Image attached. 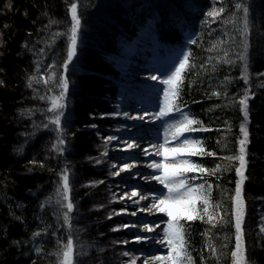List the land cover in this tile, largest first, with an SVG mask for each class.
<instances>
[{
    "label": "trees",
    "instance_id": "obj_1",
    "mask_svg": "<svg viewBox=\"0 0 264 264\" xmlns=\"http://www.w3.org/2000/svg\"><path fill=\"white\" fill-rule=\"evenodd\" d=\"M237 2L240 0H215L217 8L225 7L221 19L233 18ZM70 3L71 0H0V80L4 81V86H0V264H58L53 255L57 251L56 240L59 237L66 243L68 229L60 226L62 220L54 214V199L53 203L46 201L55 198L60 183L57 174L65 167L69 170L70 198L75 205L73 264H121L117 242L123 233L112 230L117 219H109L106 212L112 202L113 182L105 169L95 165V160L101 157L104 138L115 125L110 116L101 117L116 111L125 89L114 60L122 58L125 49L133 47L148 27L159 46L157 54L165 55L183 46L191 51L190 66L178 85L176 103L212 129L192 135L202 138L203 147L216 152V157L192 159L202 160L209 169L221 165L208 182L213 185L211 202L220 204L222 212L227 213L225 222L217 223L215 228L200 220L185 224L188 251L195 264H232L235 229L229 221L230 196L239 179L235 173L239 161L221 157L238 154L243 124L238 101L248 87L240 79L239 62L229 65L221 59L230 43L228 37L239 40L233 25L221 24L220 20L205 23L204 14L212 9L213 0H79L82 30L78 59L68 73L71 87L64 134L67 143L61 154L53 149L57 140L54 126L43 127L51 115L46 111L50 103L39 99L58 93V89L49 92L52 85L36 82L28 87V81L43 74L53 62L59 76L67 36L53 34L66 33L70 28ZM247 5L250 19L254 17V27L250 24L253 35L249 71L250 87L256 97L249 101L244 227L252 264H264V236L258 229L264 215V78L255 76L264 71V0H247ZM236 26L242 25L238 21ZM190 39L197 43L191 44ZM235 51V47L230 50V59H235L231 55ZM37 64L41 65L39 73ZM226 76L231 83L225 81ZM213 92H220L221 97L213 96ZM32 160L43 162L44 167L29 163ZM98 181L104 183L93 184ZM45 228L47 235L37 238L44 252L38 254L33 251L36 241L32 236ZM208 244L215 247L216 256L205 250Z\"/></svg>",
    "mask_w": 264,
    "mask_h": 264
},
{
    "label": "snow or ice",
    "instance_id": "obj_2",
    "mask_svg": "<svg viewBox=\"0 0 264 264\" xmlns=\"http://www.w3.org/2000/svg\"><path fill=\"white\" fill-rule=\"evenodd\" d=\"M235 12L231 14L233 18L221 19L225 13V7L217 8L215 6V0H213L212 9L205 12V23H216L220 20L221 24H231L239 36L237 41L235 36H229L228 48L224 50L223 57L221 58L224 63L233 65L239 62L241 67L240 79L248 87L245 88L244 93L240 97L238 103L243 116V124L241 125L240 132L242 138L239 140V151L237 155L221 157L223 160L239 161V167L235 168V173L238 176V180L235 184L233 194L230 196L232 202V213L229 217V221L232 223L234 234V246L230 253L232 264H252L251 252L245 241V216L247 204L244 195V185L249 179L246 175L247 171V145L250 143L249 131L247 125L250 123V111L249 101L255 99L256 93L252 91L250 87V81L252 75L249 71V49L252 46L253 32L250 29V24L254 27V17L250 19V7L247 5V0H240L235 3ZM79 0H71L68 6V12L70 13L71 26L66 33L56 32L54 37L67 36V48L66 56L62 63L59 64V76H57V64L55 62L47 65L43 74L39 77L32 76L29 78L28 87H32L33 82L43 83L45 86L52 85L48 88L49 92H53V89H58V93L53 92L52 95L40 96V100H45L50 103V107L47 108L48 115L46 117L47 123L43 124L44 128H48L49 125L54 126L57 132V140L53 145V149L58 153H63L64 145L67 141L64 138L65 129L68 125V119L66 116L67 109L69 107V95L71 80L69 78L70 65L74 67V61L78 59V49L80 42V34L82 30V13L78 12ZM240 14L237 16V14ZM210 18V19H209ZM240 22L242 26L237 27V22ZM55 23L50 21V24ZM7 27V25H5ZM264 27V26H262ZM225 35H228L225 33ZM228 41H222V43H228ZM191 44H196L197 41L190 39ZM3 46V42L0 41V47ZM215 47V45L213 46ZM235 47L237 51L231 52V55L235 59H230V50ZM43 52V49L40 50ZM211 51V49H210ZM192 56L191 51L181 53L180 58L173 65V69L165 79L161 81L164 87L163 91V105L158 108L156 112L145 111L138 116H130L129 113L113 112L103 114L101 118L108 116L119 117L123 115L129 119L161 121L164 124L163 137L161 143H153L141 149L145 156L162 157V160L157 162L156 159H152L147 165L150 169L154 170V174L151 176L143 177L145 180L155 181L162 186V189L155 194H152L151 200L144 207L138 209L140 212H148L152 215L162 213L167 218L162 221L164 227H161V222L144 223L142 228L148 233H155L157 229H160V233L157 236L154 235H140L136 234L132 241L124 240L117 243L127 245L129 243H142L146 244L151 241L154 244H160L167 249L166 255L160 254H148L143 257L133 255L129 251L122 253L125 257H130L126 264H195L192 259L191 253L188 251L190 245L186 239L185 224L189 222L200 220L204 223L211 224L213 228L217 223L225 222V216L227 213H223L220 204H213L211 202V190L213 185L208 182V177L216 176L220 171L221 165L217 164L215 168L209 169L203 166L202 160H193V157H216V152L208 151L203 147L202 138L192 135L198 131H210L212 129L204 126L203 121L192 118L188 111L181 108L176 101L179 99L178 85L182 82V78L187 68L190 66V58ZM211 60V58H210ZM40 64H37V72L40 71ZM203 67V65H202ZM257 79L264 78V71L255 73ZM150 79L153 81L160 78L156 75H151ZM225 81L231 83L230 77H225ZM0 86H4V81L0 80ZM264 87V83L261 84ZM213 96L220 98V92H213ZM223 95L227 97L228 93L224 92ZM175 112V115H171ZM96 127V125H91ZM74 135V134H73ZM105 143L120 140L118 136H107L104 138ZM124 148L122 150H131L139 148L140 145L134 141H123ZM22 151V149H20ZM103 156H107L105 151ZM31 164L39 163L40 167H44L43 162H37L35 160L30 161ZM96 164L103 163L102 160L97 159ZM117 170L111 172L112 176H120L123 172H128L132 168L136 167L135 164L123 163L119 167L116 164L112 165ZM191 174V175H189ZM60 177V183L55 190V198L49 197L46 203H54L56 205V212L58 219L62 220L61 227L68 229L67 242L64 243L61 238H57V251L53 253L58 258V264H73V253L75 244L73 241V225H72V213L75 209V205L70 198L69 187V170L65 167L61 172L57 174ZM219 178V177H217ZM199 181V182H198ZM102 184L104 181L93 182V184ZM119 198L120 200L130 199L134 203H139L142 200L148 199L147 196L141 195L136 189H133L130 193L113 194V199ZM139 197L138 200L133 198ZM261 199H264L262 197ZM44 207V204L41 205ZM103 207V206H101ZM123 211V210H122ZM118 215L120 213H113ZM136 215V212L131 213ZM109 219L112 215H109ZM17 220L20 217H16ZM184 223H181V222ZM135 225H133L134 227ZM123 228H128L129 225H122ZM259 234L264 236V216L258 225ZM113 231H119L120 228H114ZM55 234V230L54 233ZM42 235H47V229L42 232L33 233L32 240L36 241L33 247V251L38 254H42L44 250L39 246L37 238ZM203 235H207L204 233ZM19 243V242H16ZM264 244V241L261 242ZM227 247V245H225ZM210 256H216V249L213 245H206L205 249ZM219 259V257H216ZM201 260L203 262L204 256L201 253ZM35 264V261H33Z\"/></svg>",
    "mask_w": 264,
    "mask_h": 264
},
{
    "label": "rangeland",
    "instance_id": "obj_3",
    "mask_svg": "<svg viewBox=\"0 0 264 264\" xmlns=\"http://www.w3.org/2000/svg\"><path fill=\"white\" fill-rule=\"evenodd\" d=\"M150 30L151 27H148L143 37H140L133 47L125 49L122 58H115L114 60L118 70L121 72L122 82L125 86L124 92L120 94L115 112H127L130 116H138L145 111L150 113L156 112L163 105L162 89L166 86L161 81L170 74L173 65L180 58L181 53L185 51L175 49L171 52H166L165 55L157 54L159 46L155 37L151 36ZM151 75H156L160 79L153 81L150 79ZM175 114L173 112L171 115ZM110 117L112 120H115V125L112 129L108 130V136H118L120 140L105 143L102 153L107 151L108 155H101L98 159L102 160L103 163H95V165L105 169L113 182V186L111 187L112 202L110 201L106 207V212L112 215V218L115 220L117 219L112 228L119 227L120 230L116 232L123 233L122 239H118L119 241H132L137 233L142 236L154 235L159 239L157 234L160 233V229H157L155 233H148L143 230L142 226L144 223L156 221L161 222V227H164L162 221L167 218L162 213L152 215L148 212H140L138 209L144 208L151 200L152 194L158 193L162 189V186L155 181L143 178L154 174V170L147 167L151 160L156 159L159 162L162 160V157L145 156L141 149L150 144L162 142L164 124L161 121L129 119L123 115ZM123 141H134L140 147L122 150L124 148ZM123 163L135 164L136 167L128 172L121 173L120 176H112L111 172L117 170L112 165L116 164L119 167ZM133 189L138 190L141 195L147 196L148 199L142 200L139 203H134L130 199L120 200L118 197L115 200L113 199L114 193H130ZM133 199L138 200L139 197ZM115 206H117V209ZM133 212L137 214L132 215L131 213ZM113 213L120 214L115 215ZM122 225H129V227L123 228L121 227ZM133 225L135 226L133 227ZM119 248L118 253L121 264H126L130 259V257L122 255L124 251H129L133 255L141 257L148 254H167L165 247L160 244H154L151 241L146 244H119ZM137 264H140L139 260Z\"/></svg>",
    "mask_w": 264,
    "mask_h": 264
},
{
    "label": "bare ground",
    "instance_id": "obj_4",
    "mask_svg": "<svg viewBox=\"0 0 264 264\" xmlns=\"http://www.w3.org/2000/svg\"><path fill=\"white\" fill-rule=\"evenodd\" d=\"M135 198H138V197H135Z\"/></svg>",
    "mask_w": 264,
    "mask_h": 264
}]
</instances>
